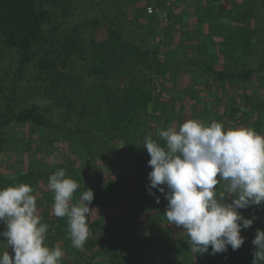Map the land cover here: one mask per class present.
Listing matches in <instances>:
<instances>
[{
    "label": "trees",
    "instance_id": "16d2710c",
    "mask_svg": "<svg viewBox=\"0 0 264 264\" xmlns=\"http://www.w3.org/2000/svg\"><path fill=\"white\" fill-rule=\"evenodd\" d=\"M142 1L0 0V155L7 150L34 155L36 149L45 159L0 174V189L19 183L32 186L38 214L49 226L46 235L62 242L65 252L71 248L67 218L53 215L48 177L64 169L66 177L76 180L80 188L74 202L83 188L93 190L90 208L95 212L88 219L85 243L86 251L97 259L93 264H252L260 205L240 210L253 224L241 230L244 244L238 250L229 246L227 252L211 255L209 247V253H193L183 230L164 217L168 203L164 194L151 189L154 195H149L152 169L144 141L151 136L163 145L158 132L178 128L189 119L208 125L204 119L210 116L209 108L217 121L228 116L235 122L239 112L250 116L251 128L264 132V0H172L180 16L173 25L185 32L179 44L178 38L167 35L174 59L162 64H155L159 43L154 17L146 13L147 0ZM31 69L35 72L27 77ZM148 71L154 79L152 90L139 84L118 85L130 78L141 82ZM28 83L38 100L51 106L19 104H25L24 97L30 94L25 89ZM235 89L242 93L238 99L231 97ZM211 92L219 104L216 109L210 106ZM225 97L231 100L228 107ZM207 121L210 124V117ZM8 128L23 135L14 148L7 145ZM55 143L67 148L71 166L50 159ZM127 159L141 204H126L133 211L126 218L127 232L118 236L102 218L125 192L117 187L122 175L113 169ZM94 213L98 219H92ZM141 215L147 226L141 229L144 232L130 225L137 226ZM4 230L0 223V232Z\"/></svg>",
    "mask_w": 264,
    "mask_h": 264
},
{
    "label": "clouds",
    "instance_id": "9594fccd",
    "mask_svg": "<svg viewBox=\"0 0 264 264\" xmlns=\"http://www.w3.org/2000/svg\"><path fill=\"white\" fill-rule=\"evenodd\" d=\"M158 136L163 145L151 136L144 141L152 169L148 189L149 195L156 189L168 201L167 223L183 230L193 253H209V247L211 255L227 252L229 246L238 250L244 244L241 230L253 224L240 210L264 204V135L252 128L189 119ZM47 188L54 194L53 215L67 218L72 245L82 249L95 212L90 208L93 190L83 188L74 202L80 184L66 177L64 169L48 177ZM33 193L24 183L0 189V223L5 226L0 236L13 253L0 254V264H60L64 252L46 245L49 226L41 222ZM155 203H160L158 197ZM251 243L252 264H264V231L257 230Z\"/></svg>",
    "mask_w": 264,
    "mask_h": 264
},
{
    "label": "rangeland",
    "instance_id": "374dc122",
    "mask_svg": "<svg viewBox=\"0 0 264 264\" xmlns=\"http://www.w3.org/2000/svg\"><path fill=\"white\" fill-rule=\"evenodd\" d=\"M144 2V0L142 1ZM145 4H147V6H151L153 9V20H152V25L155 29V37L157 39H155V43H159L158 47L156 48L157 53H156V60H155V64L159 63L162 64L164 63L166 60L170 61L174 59V56H172L173 54L170 53V48H168L167 44L169 43L168 41V37H175L177 39V42L179 44V42L181 41L180 36L183 37L185 29L184 27L180 26V25H173L174 24V20L178 19L179 14L174 12L173 9V3L172 0H147V2H144ZM172 15L173 17V21L170 22L169 16ZM178 14V15H177ZM170 24V27H169ZM175 27L176 32L173 31ZM167 35H169L167 37ZM160 38V39H159ZM176 40H174L175 42ZM171 46V45H170ZM159 52V53H158ZM162 53V54H160ZM3 55H5V52H3ZM52 67V66H50ZM53 68V67H52ZM55 69L53 68L52 70H50V72H53ZM76 74H79L80 69L76 68ZM35 69H31L30 72H28V76L27 77H31V73H34ZM184 79V81L186 82L187 77L183 76L182 77ZM139 78L135 79V78H130V79H123V81L120 80L119 82V86L123 87L126 86V84H139V85H143L147 87L148 90H152V86L154 85V79H153V75L152 72L148 71V75L143 78L141 80V82H145V83H141V82H137ZM140 80V79H139ZM202 81V79H198L196 82ZM159 80L158 83L159 84ZM117 84V82L115 83ZM115 84H112V86H114ZM43 85V84H42ZM41 85V89L42 87L44 88V86ZM32 85L31 83L26 84L25 89H27L29 91L30 94L25 95L24 100H25V104H22V101L19 102V104L23 105V106H28L31 103H41L42 106H51L50 102H46L45 100L42 102L40 100H38V94L37 91H33L31 89ZM251 87L247 88V92L246 93H250L251 91ZM25 93V91H24ZM238 95H242V93L239 90H233L231 97H237L236 99H238ZM216 95L213 94L212 92L209 93V99H211V107L213 108H217L219 107V104L215 103L216 100ZM207 99V96H206ZM22 100V98H21ZM207 101V100H205ZM225 101V102H224ZM231 101V100H230ZM229 101L228 97H225L223 102L225 107L231 105ZM223 105V104H222ZM220 104V107L222 106ZM1 106H0V110H1ZM18 108V106H17ZM52 111V110H51ZM213 110L209 108V113H210V123L215 121V122H221L224 124L225 128H234V127H247V128H251V124H253L254 122V118H251L250 116H244L242 113H237L236 116H234V120L233 121H228L227 118L225 119H219L220 121H217V114L212 112ZM227 115H229V113L227 112ZM209 117H206L204 120L206 121V123L209 125V122L207 121ZM251 123V124H250ZM253 129V128H252ZM8 134H9V143L8 148H14V146L17 144V142H15L16 139H18L19 137H23V135L18 136V134L15 132L14 129H7ZM263 133V134H262ZM261 134L264 135V132H262ZM53 151V152H52ZM51 154L52 156H49L51 160H56L58 164H60L59 166H71V160L70 158H68L67 155V148L64 147V145H61L60 143H55L52 150H51ZM32 157L29 160V156ZM126 159V158H123ZM43 162L45 159H41L40 155L38 152H36L35 149V153L34 155L30 152H24V153H20V154H16L14 153L12 150H7L4 153H2L0 155V174H8L10 172L13 171H17V170H22L24 168V166L26 164H32V165H38L41 163V161ZM124 161V160H123ZM129 164V159H127V161H124V164H119L115 169H113V171L117 174V175H122V178L119 179L118 183V188L125 190V192L122 193V196L120 198V200L118 201L117 206L112 209L109 210L108 213H106V215L104 216V218H102L105 223H107V225H110L113 230H115V234H117L118 236L124 234V232H127V228L125 225L126 218L129 217L128 212L129 211H133V209H128L126 204L130 203V205H138L141 204L139 202V199L137 197V193H136V186L134 183V179L132 176V172L129 171L128 167L130 168ZM112 171V173H114ZM230 200V199H229ZM128 201V202H127ZM99 214L94 213L93 218L92 219H98ZM256 216H257V220L259 222V230L264 231V204H261L258 211L256 212ZM142 215L138 218V224L136 226V224H134L133 222H130L131 226H134V228H138V229H143L144 227H147L145 224L142 225V223H145L143 221H141ZM90 219V220H92ZM149 230V229H148ZM147 230V233L149 232ZM141 232H144V230H141ZM67 245H69L71 248L66 252L65 254V258H64V264H93L97 261L96 258H93L91 256L90 252L86 251L85 245L82 249L78 250L76 249L73 245L72 242H68Z\"/></svg>",
    "mask_w": 264,
    "mask_h": 264
},
{
    "label": "crops",
    "instance_id": "0c3cea01",
    "mask_svg": "<svg viewBox=\"0 0 264 264\" xmlns=\"http://www.w3.org/2000/svg\"><path fill=\"white\" fill-rule=\"evenodd\" d=\"M41 222H42V221H41ZM42 223H43V222H42ZM48 237H49V235H48V236L46 235V241H45V243H46L47 246H49V247H56V246H59V247L63 250L64 255L61 257L60 264H64V258H65L64 256H65L66 252H65V250L62 248L63 243H62V242H55V241L53 242V241H50ZM0 247H3V249L0 250V254H2L4 251L8 250L9 255H10V256L13 255L11 248L9 247V248L7 249V243L5 242V240L0 241Z\"/></svg>",
    "mask_w": 264,
    "mask_h": 264
},
{
    "label": "built area",
    "instance_id": "2783aa9c",
    "mask_svg": "<svg viewBox=\"0 0 264 264\" xmlns=\"http://www.w3.org/2000/svg\"><path fill=\"white\" fill-rule=\"evenodd\" d=\"M146 13L149 14V15H150V14H153V9H152L151 6H149V7L147 6V7H146Z\"/></svg>",
    "mask_w": 264,
    "mask_h": 264
}]
</instances>
